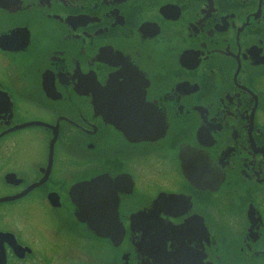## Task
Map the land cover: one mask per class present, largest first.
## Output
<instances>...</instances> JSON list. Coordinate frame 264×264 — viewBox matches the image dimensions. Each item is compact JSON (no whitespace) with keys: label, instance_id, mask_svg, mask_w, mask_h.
I'll list each match as a JSON object with an SVG mask.
<instances>
[{"label":"flooded vegetation","instance_id":"af4514ba","mask_svg":"<svg viewBox=\"0 0 264 264\" xmlns=\"http://www.w3.org/2000/svg\"><path fill=\"white\" fill-rule=\"evenodd\" d=\"M0 264H264V0H0Z\"/></svg>","mask_w":264,"mask_h":264},{"label":"water","instance_id":"95a60500","mask_svg":"<svg viewBox=\"0 0 264 264\" xmlns=\"http://www.w3.org/2000/svg\"><path fill=\"white\" fill-rule=\"evenodd\" d=\"M95 180L94 179H89V180H86V181H81V182H78L75 184V187L73 189V191L75 192L76 195H72V200L73 202L78 205L79 207H83L85 203H87L88 205V202H85V201H80L77 196V193L80 192V191H86V192H90L91 190V183H94ZM90 223V221H89Z\"/></svg>","mask_w":264,"mask_h":264}]
</instances>
